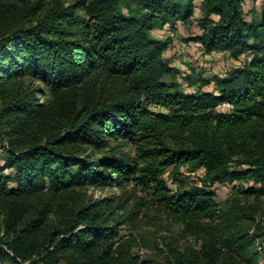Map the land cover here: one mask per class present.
Returning a JSON list of instances; mask_svg holds the SVG:
<instances>
[{"label":"trees","instance_id":"trees-1","mask_svg":"<svg viewBox=\"0 0 264 264\" xmlns=\"http://www.w3.org/2000/svg\"><path fill=\"white\" fill-rule=\"evenodd\" d=\"M244 1L0 0V262L142 264L97 201L64 209L58 223L48 201L29 214L49 192L94 186L139 189L199 232L203 258L187 264H258L248 253L264 230H242L239 202L220 212L213 190L242 181L243 195L264 196V4L247 18ZM196 10L192 40L242 58L208 81L212 91L181 89L168 42L151 35ZM182 168L200 185L173 191L164 174L178 180Z\"/></svg>","mask_w":264,"mask_h":264},{"label":"rangeland","instance_id":"rangeland-1","mask_svg":"<svg viewBox=\"0 0 264 264\" xmlns=\"http://www.w3.org/2000/svg\"><path fill=\"white\" fill-rule=\"evenodd\" d=\"M34 1L5 0L7 3L16 4ZM39 1L46 6L51 0ZM263 4L264 0H245L243 9L246 17L259 19ZM201 18L203 14L196 10L187 22L177 21L173 25L167 22L162 28L157 27L151 31L153 37L168 42L164 56L170 64H177L175 67L179 71L175 76V81L181 89L187 92L214 90L213 83L208 81L215 76H225L242 60V58L232 59L225 52L214 51L208 54L199 44L194 43L192 39L201 32L199 25ZM184 56L190 59L184 60ZM181 65L184 67L181 68ZM217 110L226 113L230 110V106L220 105ZM120 144L121 150L133 151L131 146ZM3 145L5 146V143ZM180 172L182 175L178 180H173L169 171L164 174V179L173 191L200 185L197 174L190 173L185 168H182ZM248 185L247 182L242 181L220 183L216 184L213 190L220 212L228 210L234 200L238 201L239 213L245 212L247 216L239 223L241 229L250 233L261 232L264 230V196L246 197L243 195L241 191ZM46 201L54 208L49 216L50 220L55 223L59 222L60 216L61 221L63 220L62 211L64 209L74 208L77 203L99 202L96 210L100 214V221H104L105 224L117 230L122 236V242L129 245L130 252L137 256L142 264H187L195 256L199 260L203 258L201 253L203 244L199 232H188L184 225L174 217L159 211L151 197L139 189L133 190L129 197L123 189L117 187L84 186L54 195L49 192L43 197L28 202L29 214L44 206ZM132 211L136 214L135 216L129 214ZM50 223L49 221L48 227ZM248 256L256 258L258 264H264V240L262 238L254 239ZM0 264L10 263L3 261Z\"/></svg>","mask_w":264,"mask_h":264},{"label":"crops","instance_id":"crops-1","mask_svg":"<svg viewBox=\"0 0 264 264\" xmlns=\"http://www.w3.org/2000/svg\"><path fill=\"white\" fill-rule=\"evenodd\" d=\"M194 43H195L196 45L198 44L197 42H194ZM184 57H185L184 60H185V59H190V58H188V57H186V56H184ZM175 64H176V63H174V65H173V64H171V65L175 66ZM176 66H177V64H176ZM180 67L182 68V67H184V66L181 65ZM178 68H179V67H178Z\"/></svg>","mask_w":264,"mask_h":264}]
</instances>
